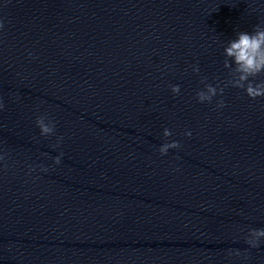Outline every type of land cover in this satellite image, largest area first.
Returning <instances> with one entry per match:
<instances>
[{
  "label": "water",
  "instance_id": "1",
  "mask_svg": "<svg viewBox=\"0 0 264 264\" xmlns=\"http://www.w3.org/2000/svg\"><path fill=\"white\" fill-rule=\"evenodd\" d=\"M221 99L112 136L0 154V264H264V238L245 242L264 228V97ZM172 141L180 147L161 155Z\"/></svg>",
  "mask_w": 264,
  "mask_h": 264
},
{
  "label": "clouds",
  "instance_id": "2",
  "mask_svg": "<svg viewBox=\"0 0 264 264\" xmlns=\"http://www.w3.org/2000/svg\"><path fill=\"white\" fill-rule=\"evenodd\" d=\"M3 27V21L0 20V29ZM224 55V67L229 69L230 78L224 83V87L213 86L202 80L201 83H204V89L197 91V100L201 103H211L218 93L223 95L224 88L228 86L244 90L246 95L253 100L258 97H264V79L256 80L257 77L264 76V26L257 24L251 32L237 31L236 37L227 42L224 48ZM192 70L198 73L199 67L193 66ZM171 91L173 94L178 95L180 93V86H171ZM224 106L225 102L222 99L217 102L218 108H223ZM3 107V103L0 102V110ZM36 124L40 129L41 135L48 136L55 131L54 123L52 121L46 122V117L44 116L38 117ZM163 135L169 137L172 133L169 129H165ZM185 135L190 136L191 132H186ZM178 147H180L179 142L172 141L163 144L159 148V152L161 155H166L170 148ZM62 155L63 153H61ZM3 159L4 157L0 156V160ZM54 162L59 164L60 156L54 158ZM44 170L46 171L47 169ZM262 238H264V228L249 229L245 242L251 248H257Z\"/></svg>",
  "mask_w": 264,
  "mask_h": 264
}]
</instances>
